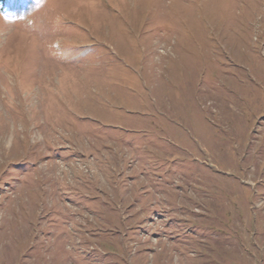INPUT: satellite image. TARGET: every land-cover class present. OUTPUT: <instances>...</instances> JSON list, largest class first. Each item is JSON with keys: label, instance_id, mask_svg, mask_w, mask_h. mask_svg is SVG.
<instances>
[{"label": "rangeland", "instance_id": "obj_1", "mask_svg": "<svg viewBox=\"0 0 264 264\" xmlns=\"http://www.w3.org/2000/svg\"><path fill=\"white\" fill-rule=\"evenodd\" d=\"M0 264H264V0H0Z\"/></svg>", "mask_w": 264, "mask_h": 264}]
</instances>
